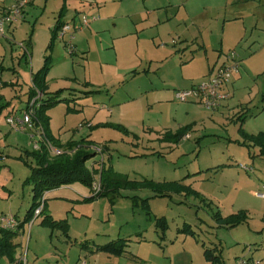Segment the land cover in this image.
Here are the masks:
<instances>
[{
	"label": "rangeland",
	"instance_id": "1",
	"mask_svg": "<svg viewBox=\"0 0 264 264\" xmlns=\"http://www.w3.org/2000/svg\"><path fill=\"white\" fill-rule=\"evenodd\" d=\"M263 1L255 0V3L259 6ZM144 2L122 1L120 7H115L117 19L114 18L105 27L90 28V41L87 46L78 47L80 54H76L77 50L71 54L65 42L58 37L52 39L46 14L39 13L23 20L22 28L19 26L14 33L6 34L10 39L0 36V44L3 45L0 49V212L13 214L22 221L32 204V185L26 180L36 165L33 151L40 148L44 139L13 129L7 117L10 113L16 116L19 107L23 110L27 108L28 94L33 88L32 68L37 72L38 65L44 64L47 56H50L53 65L46 75L47 91L64 88L62 96L69 95L68 100L47 110L50 114L49 133L57 142L82 144L86 151L93 153L85 166L94 178L92 188L81 181L66 184L90 188L89 200L75 202L90 205L87 208L90 209V216L75 212L77 216L70 215L68 225L62 228L41 223L44 214L33 224L32 217L24 224V229L21 228L12 238L16 244V259L11 260L8 255L0 253V264H66L69 248L71 257L80 253L79 244L69 245L75 237L80 241L87 231L90 238L114 231L119 219L130 210L135 211V218L143 215L148 225H153L157 217L173 221L168 234L183 218L200 223L204 228L215 223L214 233L222 239L227 261L231 260L228 256L230 251L239 249L241 254L238 257L248 256L251 247L258 245L256 240L248 239L251 234H262L250 229H256L260 222L264 225V199L256 200V205L249 208L248 224L217 227L211 213L218 200L228 207L234 204L228 199L233 186L239 191L254 187L238 171H244L256 182L259 178L264 180V167L254 168L264 165V153L259 143L244 134L257 129V121L252 119L240 124L238 118L233 119L235 109L241 104L224 107L225 114L221 113L218 117L207 114L208 107L202 103H198L200 107L191 114L186 110L177 111L170 103L172 101L155 97L157 90H152V83L159 85L183 78L192 83L191 88L207 78L216 63L228 60L236 49L245 62L247 58L251 59L247 68L250 74L245 83L247 91L254 94L264 85V18H255L256 24H251V18L228 22L225 17L229 12L224 10L226 0ZM185 7H189L192 13H200L196 25L184 16ZM142 10L147 15L138 19L137 23L124 18L131 19L129 12ZM147 10L155 14L149 18ZM159 17L161 20H158ZM192 50L196 54L194 59L184 63L182 60ZM194 113L199 116L188 132L192 138L173 142V147L159 146L162 142L170 144L168 141L173 136L172 133L160 135L166 123L176 121L178 128L179 123H184L178 121ZM185 127L188 126L182 129ZM160 136L163 140L159 139ZM49 149L52 157L63 152L71 155L76 151V148H60L52 144ZM57 149L63 152L58 153ZM224 163L232 164L228 167L232 171L227 169L214 173L210 168ZM251 164L254 167H250ZM104 170L126 175L130 180L147 182L151 178L167 176L183 179L189 175L183 183H179L191 188L200 187L203 191L200 190L199 197L191 195L186 204L180 201L182 198L177 194L172 198L151 197L148 208H145L141 200L135 205L133 199L114 197L111 192L97 196L94 185L100 182ZM197 170L200 172H195ZM201 174L203 178H195ZM148 188L141 186L134 193L140 198L150 197L152 192ZM205 192L212 193L213 196L209 197L217 200L212 202L206 198ZM80 194L79 198L87 196L82 192ZM193 202L201 207L194 206ZM244 203L239 201L241 205ZM63 230L71 236L64 234ZM145 234L150 237V230H146ZM210 236H213L212 233ZM85 258L83 255L82 260Z\"/></svg>",
	"mask_w": 264,
	"mask_h": 264
},
{
	"label": "crops",
	"instance_id": "2",
	"mask_svg": "<svg viewBox=\"0 0 264 264\" xmlns=\"http://www.w3.org/2000/svg\"><path fill=\"white\" fill-rule=\"evenodd\" d=\"M14 1L15 0H0V14L3 12V10L6 7L11 5ZM122 1L124 0H34L27 7L24 20L30 19L33 16H37L39 13H41V15L46 14L47 16L46 15L44 16L47 18L48 26L53 33L54 32L53 30L59 20L60 22H64V23L72 21L75 24H80L82 15H86L89 19V24L85 26L82 30L76 32V36L74 40V44L77 50L76 54H80L78 47L87 46V42L90 41V28L96 29L102 26L105 27L107 26V23H110V21H112L114 18L117 19L118 16L115 14V12H117L115 10V7H120L121 6L120 3H122ZM137 1L141 3V0H137ZM1 2H3V4ZM146 2L147 0H145L144 3ZM184 6H186V3ZM188 8H186V12L184 13V16L186 15V18L192 19L193 24L196 25L197 24L196 22H198L200 19L199 17L200 13L198 12L192 13L191 10H188ZM224 10L227 13L229 12V14H227L225 17V20L228 22L251 18V24H256L255 18L260 19L261 16L264 18V1L258 6L255 3V0H226ZM61 11H62V15L60 16ZM147 13L149 14L148 16L149 18L153 14H155V12L151 10H147ZM128 14H132L130 16H132V18L134 19L132 18L130 19L128 17H124V18L129 19L133 23H137L138 19L143 18L144 16L147 15L145 10L139 12H133V13L129 12ZM158 20H161V18L159 17ZM19 26L20 28H22L23 23L8 27L6 34L8 32L14 33L15 31H17ZM6 34L5 36L7 37ZM2 46L0 44V49ZM186 48L188 47H185V49ZM235 51L237 53L238 59L241 61V68L239 73L226 86V91L229 93V98L223 103V105L219 108V110L212 111L210 110V108H207L206 110L208 111L207 114L209 115L211 114L212 117H218L219 115H221V113L225 114L226 109L224 107L229 106L230 108H232V106L235 104H241V106L235 109L236 116H234L233 119L238 118L240 124L243 121L246 122L252 119L257 121V129H255L252 132L250 131L251 132L250 134H255L257 132L264 131V85L261 88H259L258 91H255L254 94L256 95H254L252 91H247L249 89H247L248 86L245 83V80L247 79V77H249L250 74L249 71L250 69L247 68H249V61L251 59L247 58L245 62L243 60V57L239 54V51L236 49ZM85 53H87V51L84 52V55ZM195 55L196 54L192 50V52L186 54V59L182 61L184 63L191 62V60L194 59ZM222 63L218 65L216 63L212 67L210 74ZM43 65L44 64L38 65L39 66L38 68L41 69ZM34 73H35L34 68H32V74ZM167 82L168 81H165L159 85L157 84L155 85V83H152V85H154L152 87V90L153 91L157 90L155 97H159L162 100H167L168 102L172 101L170 103L173 104L174 108L177 111L186 110V112L187 113L189 112L190 114L192 111L196 112L198 107H200L198 105V102H177L178 100H176L175 98L176 90L189 88L192 83L188 79H183V78L176 81L169 80V82L168 83ZM11 84L13 85V80H11ZM50 92H54V91H50ZM260 94H262L261 98H259ZM28 95L30 96V94ZM20 108L21 107L18 108L19 109V111L17 112L18 116H20L24 111L23 108L21 109ZM11 114L12 113H10L9 115ZM241 115L243 116L248 115V116L244 120H242L240 117ZM198 116L199 115H196L195 113L192 114L191 116H186L184 119H181V121H178V122H184V123H179L180 125L178 128L175 126L176 121H172V123H166V125H164V127L160 130V135L165 133H172L173 136L170 137L171 138L169 139L170 142L168 141V143L170 144H167L166 142H162L159 144V146L161 145L163 148L168 146L173 147L172 145L173 142L180 143L182 141L192 138L191 136L190 138L186 139L184 138V135L191 131L192 127L190 126H192L193 123L196 122ZM184 126H188L190 127V129H188L183 136H179V137L176 136V134L180 130H182V127ZM159 139L163 140L161 136ZM57 152L60 153L63 152V150L57 149ZM231 165L232 164L230 163H224V164H218L217 166H213L210 168L214 170V173L219 172L220 170L225 171L227 169H229V171H232L230 168H228ZM245 166L249 167L248 165ZM251 166L254 167V165L252 164L250 165V167ZM260 167H264V165L259 164L258 167H254V168L259 169ZM246 171L250 172L248 169ZM195 172H200V170H197ZM238 172L239 175L242 176V178L246 176V179L248 180V184H253L254 187L247 188L246 190L244 189L243 191L241 189L239 191L238 189H235L236 188L235 186H233L234 190L228 194V199L230 198L231 201L234 202V204L228 207L222 200H218L217 203L218 205L214 204L215 207L211 208L212 210H214L211 211V213L213 214V219L215 218L214 215L216 212L220 213L224 217L237 213L240 210H244L249 214L248 210L249 208H252V206L256 205V200L258 201V199H264L258 196L259 192L264 193V180L259 178L258 182H256V180H252L251 178H249L244 171L243 172L238 171ZM186 176L189 175H185L183 179L182 178L180 179V177L164 176V177L151 178V180L158 181L160 183L165 181L183 183L184 180H186L187 178ZM199 177L203 178L204 176L203 174H201L199 176H196L195 178H199ZM72 186L62 185L60 187L45 192L46 201H45V208L43 213L44 216L51 215L56 220H63V219L68 220L69 216L72 214L75 216L77 215L90 216V209H87L90 208L89 207L90 205H81L75 203L77 200L79 201L89 200L90 188H85L84 186H80V185H72ZM172 187L173 189H175L174 186ZM148 189H151L152 193L150 197L147 198H151V197L155 198L160 196L172 198L175 194H177L182 198L180 201L185 204L188 203L187 200L190 198V196L186 195L185 192L178 193V192L170 191L165 195H157V192L154 191L152 188H148ZM194 189L198 191L200 194L201 191H203V189H201L200 187ZM135 190L136 189H122L120 191L119 196H117L118 194L115 193L113 194H115L114 197L131 198L132 196H136V195L138 196V194L134 193ZM80 192L86 194L87 196L83 198H79L81 196ZM205 196L206 198H209L212 202L214 200H217L210 198L211 196H213L212 193L205 192ZM239 201L240 202L245 201V203L241 205L239 204ZM192 204L199 208L201 207V205L199 204L198 206V203L196 202H193ZM142 205L144 206L143 202ZM75 212L77 213V215L75 214ZM134 212H135L134 210H130V212L128 211L125 212V217L119 219L118 227L115 228L116 232H114L115 230L108 231L105 232L103 235H101V237L90 238V234H88L87 231L85 232V236L82 237L80 241H77L76 237L74 239L72 238L73 243L69 245L79 244L78 248L80 249V253L81 252L84 253L83 255H85L86 257L85 259L87 260L88 264H234L233 263L234 258L238 257L241 254L240 253L241 250L239 249L238 251H234V252L230 251L231 253H229L228 256L231 258V260L229 258H227L229 259L228 261L226 260L225 246L222 242V239L219 237L218 233H216V235L214 233L215 231L213 227L215 223H212L208 228H204L203 225H201L200 223L192 222L189 219L183 218L180 222H176V227L173 229V231L170 234H168L167 231L171 227L172 225L171 222L173 223V221L171 222L167 221L168 228L165 234H163L161 230L158 228L156 222H154L153 225H148L146 224L145 217L143 215H140L137 218H135ZM246 223L248 224L249 220L243 224ZM186 225H190L191 229L194 231L193 234L187 231H181V229L185 228ZM216 226L229 228L227 226L219 225L217 222H216ZM255 227L256 229L252 227L250 231L254 233L261 232L262 234H264V225L262 222H260L259 225ZM146 230H150L151 233L150 237L146 235L147 233L145 234ZM210 233H212L213 236L209 237ZM262 234H258V235L251 234L248 240H256L258 244L255 247H251V251L249 252V255L250 256L255 255L260 257L263 260V264H264V236ZM68 236H71V233L68 232ZM116 238H124L127 240L126 251L122 255L117 256L106 252L98 251L96 249L97 244H104ZM67 245H68V241H67ZM206 247L214 249V254L219 255L220 260L218 262L214 263L212 260L206 257L205 255ZM68 252L69 255L66 264H79L81 262L83 256L82 254L78 253L75 257H71L70 248Z\"/></svg>",
	"mask_w": 264,
	"mask_h": 264
},
{
	"label": "trees",
	"instance_id": "3",
	"mask_svg": "<svg viewBox=\"0 0 264 264\" xmlns=\"http://www.w3.org/2000/svg\"><path fill=\"white\" fill-rule=\"evenodd\" d=\"M62 15V11L60 12V16ZM64 22H57L52 39L57 38L58 31ZM53 44V43H52ZM52 63L50 62V56H47L44 62V65L37 72L33 74V88L30 91L29 102L33 97H37L36 103L34 105V121L37 125H41L44 129L45 138L42 142H44L40 148L33 151V155L36 161V165L32 168L31 175L27 178L26 182L32 185V204L28 209L24 220L21 221L20 226L17 230H10L5 228H0V253L2 255H8L11 260H15L14 257L16 244L12 241L13 236L20 232V229L24 227V224L31 220L36 207L40 204V199L43 194L51 189L60 187L62 185L70 184L75 181H81L92 188L94 178L90 172V170L85 166V162L90 156L93 155L90 151H86L82 144L78 145L75 142H70L66 145L57 142L54 138L51 137L49 133V122L50 116L47 113V110L53 105L63 101L68 100L69 95L62 96L64 92V88L54 91H47L46 84V75L48 69H50ZM28 107V106H27ZM253 115V114H251ZM248 115L240 116L242 120H244ZM189 127H185L180 130L176 136H183ZM242 126L240 130H242ZM247 137L255 140L256 143H259L261 147V152L264 153V131L259 132L258 134H248ZM56 145L60 148L69 146L71 148H76L74 154H66V152L57 154L55 157H52L50 154L49 145ZM101 191L97 194L103 195L107 193H115L120 195V191L122 189H137L141 186H147L152 188L157 192V195H165L170 191L182 193L185 192L186 195H196L200 196V193L196 191L194 188L190 186L182 185L179 182H168V183H156L152 180H143V181H135L130 180L128 176L119 174V173H110L103 171L101 178ZM175 189H173V187ZM135 204H138L139 200H142L144 207L148 208L149 198H139L137 195L131 197ZM45 208V206H44ZM44 210V209H43ZM44 211L42 212V214ZM41 214V215H42ZM40 215V216H41ZM216 221L219 225L227 226L229 228L236 227L241 223H244L248 219L247 212L244 210H240L237 213L222 216L220 213L216 212L214 215ZM41 223L46 224L52 228L56 227H64L68 225V221L66 219L56 220L51 215H45L41 221ZM156 224L158 228L161 230L163 234H165L168 228V222L164 217H157ZM181 231H187L191 234L194 231L191 229L190 225H186L185 228L181 229ZM64 233L68 235L67 230H64ZM127 240L124 238H116L112 239L104 244H97L96 249L98 251L106 252L113 255H122L126 251ZM205 255L208 259L212 260L214 263L218 262L219 255L214 254V249L209 247L205 248Z\"/></svg>",
	"mask_w": 264,
	"mask_h": 264
},
{
	"label": "built area",
	"instance_id": "4",
	"mask_svg": "<svg viewBox=\"0 0 264 264\" xmlns=\"http://www.w3.org/2000/svg\"><path fill=\"white\" fill-rule=\"evenodd\" d=\"M34 0H15L11 5L6 7L0 14V35L4 36L8 27L20 24L26 14L27 7ZM89 24V19L86 15H82L81 23L65 22L58 31L57 37L64 41L68 51L73 54L76 51L74 40L76 32L82 30ZM241 68V61L238 59L236 51H232L229 59L219 65L207 78L203 81L193 85L188 89H178L175 92V98L181 102H198L206 105L208 108L216 110L219 109L223 103L229 98V93L226 91L227 84L239 73ZM36 99L30 100L28 107L22 112L20 116L9 115L7 117L8 123L13 129L21 132H28L34 138L39 135L45 138L44 129L41 125H37L34 121V111ZM190 133L184 135V138H190ZM39 144L36 143V148ZM96 193L101 191V181L94 185ZM258 196L264 198V193L259 192ZM45 193L40 199V204L36 207L33 215V222L42 214L45 206ZM32 222V223H33ZM21 220L15 215L5 212H0V228L17 230L20 226ZM79 264H88L87 260H81ZM234 264H263L260 258L253 256L238 257Z\"/></svg>",
	"mask_w": 264,
	"mask_h": 264
}]
</instances>
